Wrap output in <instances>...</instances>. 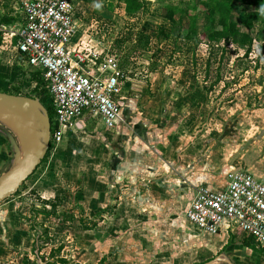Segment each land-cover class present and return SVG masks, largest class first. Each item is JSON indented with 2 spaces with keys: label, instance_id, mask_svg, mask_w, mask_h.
<instances>
[{
  "label": "rangeland",
  "instance_id": "1",
  "mask_svg": "<svg viewBox=\"0 0 264 264\" xmlns=\"http://www.w3.org/2000/svg\"><path fill=\"white\" fill-rule=\"evenodd\" d=\"M149 1L146 12L130 16L122 0H74L81 29L73 40L85 36L95 49L116 55L123 71L127 70L137 84L154 91L146 90L148 95L135 97V101L148 103L155 97L153 102L166 105L156 119L161 131L159 138L180 137L185 144L187 140L195 141L188 158L189 152L196 156L199 169L209 168L207 171L214 174L230 168L263 169L261 43H254L248 57L244 55L245 48L227 44L224 80L206 90L204 85L210 86L213 77L207 78L205 71L207 67H217L215 55L220 61L224 51L217 52V47L210 46L208 41L193 49L194 43L178 38L171 31V23L161 16L164 3L183 1V8L186 2L198 0ZM243 8L257 9L236 3L233 12L237 18ZM202 21L203 14L199 33ZM161 30L171 31L170 36L166 38ZM1 37L9 45L14 43L8 34ZM225 44L222 41L221 48ZM1 56L2 53L0 65L8 64ZM13 61L12 57V64ZM32 76V68L26 59L22 60L13 69L10 86L0 82V90L14 93L13 87L18 86L21 93L34 95ZM128 103L121 101L122 110ZM90 119L92 123L86 128L75 126L63 142L53 143L46 160L20 190L0 203V264H26V257L32 264H198L220 253L227 254L236 264H264V253L254 247L253 240L254 246L248 245L252 249L246 247L239 234L227 232L221 239L204 232L190 237L185 234L188 222L184 210L189 200L186 197L194 194L196 186L185 192L170 188L165 196L163 188L151 187L141 192L146 197L142 204L139 197H133L140 205L121 207L128 213L117 212L111 199H119L123 190L114 188L118 144L110 141L116 129L104 126L100 117ZM12 155L7 137L0 133V173L8 168ZM168 158L177 161V151ZM177 164L170 168L174 175H178ZM128 192L134 193L131 187ZM191 231L196 232L192 227ZM152 236L159 237L157 244ZM161 244L171 248L162 251ZM156 251L165 255L163 261H156Z\"/></svg>",
  "mask_w": 264,
  "mask_h": 264
},
{
  "label": "built area",
  "instance_id": "2",
  "mask_svg": "<svg viewBox=\"0 0 264 264\" xmlns=\"http://www.w3.org/2000/svg\"><path fill=\"white\" fill-rule=\"evenodd\" d=\"M21 21L0 31L16 38L17 53L41 71L54 107L51 142L60 144L82 118L100 117L117 129L122 119V87L127 79L119 59L95 49L80 28L74 0H22ZM223 187L198 185L184 210L197 234L225 231L264 248V179L230 168ZM195 235V234H194Z\"/></svg>",
  "mask_w": 264,
  "mask_h": 264
},
{
  "label": "crops",
  "instance_id": "3",
  "mask_svg": "<svg viewBox=\"0 0 264 264\" xmlns=\"http://www.w3.org/2000/svg\"><path fill=\"white\" fill-rule=\"evenodd\" d=\"M21 1L22 0H14V3H9L6 0H0V28L2 26H6L8 28L13 25L17 26V24L21 21V5H19L20 7L18 6V2L21 3ZM4 16L13 18L11 19L12 22L2 23L1 20ZM80 29L81 28H79V30ZM2 34H4V31H0V53H2L1 57H4L7 60L8 64L0 65V73L2 72L11 75L13 74L15 65H17V63L19 64L20 62L22 63V59L21 55L17 53L15 47L16 41L15 43H11L9 45V43L4 41L3 37H1ZM12 57L14 60L13 64ZM126 72L129 73L128 71ZM10 80L11 77L7 78L6 80L0 78V82H6L8 86H10ZM137 83L138 82L135 78H133L130 74H127V79L124 80L122 87V99L128 100L129 103L127 104L125 109L122 110V119L118 121L119 126L117 127V129L113 130V140L110 141V143H115L116 141V143L118 144L116 149L118 151L117 160H119V162L117 163L114 171V178L116 179L114 188L115 190H117L118 188H121L123 190V194L118 196L119 199H116L117 197L111 199V203L114 201V205L115 207H117V212L128 213L126 208L122 209L121 207H134L142 204V202L146 200V197H143V194H141V192L149 191L151 187L154 189L163 188L165 192L163 194L164 196L166 195V192H169L167 190L170 188H177V190H182L183 192H185L186 189L190 187L194 188V186L198 185L223 187L227 181V169H225L223 172L220 171L219 174H214L211 170L207 171L209 170V168H206V170L204 167L199 169L197 166V162H195L197 157L193 156V154L190 153L193 151L192 144H194L195 141L187 140V144H185L186 142H184V140H179L180 137L178 138V140H176L175 137L169 139V136H163L159 138V132L161 131L159 130L158 126L160 125H158L156 119L161 116L163 110H166V105L153 102L155 97H152L148 101V103L139 104L140 100L135 101V97L138 98V96L143 95L147 96L148 94L146 92L151 90H148V87H144L143 84L139 85ZM151 92L154 91L151 90ZM89 123H92V120L90 118H82L78 124L80 127L86 128ZM134 123L136 124L134 125ZM165 127H163V129ZM129 128H131V132ZM120 132L121 135H119ZM116 136L118 137V139L116 138ZM120 136L122 137L119 138ZM170 146L171 149H169ZM190 149L191 151L189 152L188 158V151ZM175 151H177V158H175L177 159V161L169 160L168 157L174 155ZM174 164H177L175 167L178 168V175H174L173 171L170 172V168L172 169V166H174ZM209 166L214 168L212 163H209ZM250 169H252V167H250ZM256 169L257 171H249L254 172L258 177L264 179V167L263 169L258 167ZM153 178L154 180H152ZM38 183H40V181ZM121 183H123L124 186ZM130 187L134 192L132 194L128 192ZM133 197H139L140 204L132 200ZM191 198L192 195L186 197V199L189 200ZM126 217H129V215ZM101 222L105 221L101 220ZM174 224L178 223L175 221ZM187 231L188 232L185 231V234H188L189 237L190 234H197V232L191 231V227H189V224L187 227ZM225 233L227 232L222 231L214 236L221 239L225 237ZM157 238L159 237L152 236V240L155 244H157ZM163 238L165 240V235ZM226 238L224 240H226ZM164 245L165 244H161L160 250L163 251L164 248L165 251L166 247L171 248L169 244H166V246ZM157 253L159 252L156 251L154 254L156 256V261H163L165 255ZM179 264L181 263L179 262Z\"/></svg>",
  "mask_w": 264,
  "mask_h": 264
},
{
  "label": "trees",
  "instance_id": "4",
  "mask_svg": "<svg viewBox=\"0 0 264 264\" xmlns=\"http://www.w3.org/2000/svg\"><path fill=\"white\" fill-rule=\"evenodd\" d=\"M122 1L125 3L126 14L130 16H134L140 11L146 12L148 10V5L150 4L149 0ZM236 3H240L242 5H253L257 9L247 10L248 8H243L237 18L233 12L234 5ZM183 4V1L176 4L173 2L163 4L165 11L162 12L161 16L171 23V31L176 33L178 38L194 43L193 49H196L202 41H208L210 46L217 47V52L220 49L224 51L221 55L220 61L217 60V54L215 55L214 61L218 62L217 67H214V69L213 67H207V70L205 71L207 78L213 77L210 86H208V84L204 85L206 90L213 89V85H216L218 82L224 80L223 69L225 67L226 60L224 62L223 60L225 59L224 53L226 52L225 46L227 44H236L245 48L246 50L244 55L245 57H248L253 49L254 43L258 41L261 43L259 54H262L264 49V0H198L195 2H186V5L182 8ZM201 14H203L202 33H199L198 25ZM11 19L13 18L4 16L1 22L11 23ZM161 32L164 33L166 38L170 36V32L166 33L163 30H161ZM141 38H145L146 40V36H144V34H141ZM13 41L15 43L16 38H14ZM222 41H225L226 43L223 48H221ZM145 43H148V39ZM213 52L214 51H211V53ZM19 55L22 56L21 53H19ZM209 64L210 61L207 65ZM126 71L127 70H124L125 73H127ZM32 75L31 80L35 82L33 93L40 98L41 102L48 109L51 119H53L54 107L52 105V100L46 82L41 75V71L33 68ZM9 77H11L10 74L0 73V78L2 79H7ZM13 88L15 89V94L26 95L25 93H21L18 86H14ZM52 132H54V128H52ZM52 144L53 143L51 142L49 151L52 148ZM48 153L42 162L46 160ZM243 241L247 244V247L253 245L250 238H244ZM254 247H256V245ZM259 250L264 253V248H259ZM60 261L65 262L66 260L61 259ZM25 262L26 264H32L28 257L25 258Z\"/></svg>",
  "mask_w": 264,
  "mask_h": 264
},
{
  "label": "water",
  "instance_id": "5",
  "mask_svg": "<svg viewBox=\"0 0 264 264\" xmlns=\"http://www.w3.org/2000/svg\"><path fill=\"white\" fill-rule=\"evenodd\" d=\"M0 133L7 137L13 152L8 168L0 173L2 203L20 190L48 153L52 138V119L38 96L0 90ZM217 262L236 264L225 253L201 264Z\"/></svg>",
  "mask_w": 264,
  "mask_h": 264
},
{
  "label": "bare ground",
  "instance_id": "6",
  "mask_svg": "<svg viewBox=\"0 0 264 264\" xmlns=\"http://www.w3.org/2000/svg\"><path fill=\"white\" fill-rule=\"evenodd\" d=\"M218 263V262H217Z\"/></svg>",
  "mask_w": 264,
  "mask_h": 264
}]
</instances>
